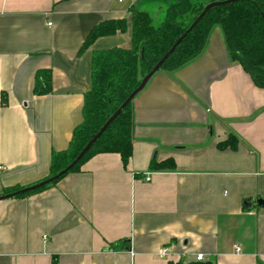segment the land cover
I'll list each match as a JSON object with an SVG mask.
<instances>
[{"label": "crops", "instance_id": "obj_1", "mask_svg": "<svg viewBox=\"0 0 264 264\" xmlns=\"http://www.w3.org/2000/svg\"><path fill=\"white\" fill-rule=\"evenodd\" d=\"M169 1L0 0V189L47 175L51 152L81 121L92 51L130 45L127 28L78 54L88 31L129 21L130 7L149 14L151 2L161 21ZM40 70L51 90L37 95ZM132 117L126 167L117 153L96 154L46 189L0 200V264H174L197 254L264 264V88L229 60L219 27L199 56L151 76ZM228 134L235 148H218ZM166 158L173 169L149 168Z\"/></svg>", "mask_w": 264, "mask_h": 264}, {"label": "trees", "instance_id": "obj_2", "mask_svg": "<svg viewBox=\"0 0 264 264\" xmlns=\"http://www.w3.org/2000/svg\"><path fill=\"white\" fill-rule=\"evenodd\" d=\"M211 1L216 0H170L164 10L163 19L157 25L152 23L146 11L130 7L129 21L125 18L106 19L88 31L78 54L87 49L98 37L125 32L127 28L130 30V45L92 51L90 83L83 94L81 121L74 127L68 146L51 152L48 173L44 178L57 173L78 154L127 95L137 87L142 76L190 26L203 6ZM215 26L221 31L229 60L239 63L256 87L264 88V0H236L211 7L182 37L159 70L172 72L199 56L208 41L210 31ZM50 90V71H37L33 93L41 95ZM4 103L3 97L2 104ZM132 127L131 100L67 173L78 170L84 162L100 153L119 154L122 165L126 167L132 153ZM236 143L235 136L228 134L226 139L218 142L217 147L233 149ZM149 168L173 169L174 160L151 159ZM60 178L13 197H25L39 192L54 185ZM22 187L23 185L17 184L2 187L0 193L12 192ZM127 242L128 240L125 241L126 244ZM118 245V242L113 243L110 248L115 249ZM174 264L212 262L178 260Z\"/></svg>", "mask_w": 264, "mask_h": 264}, {"label": "water", "instance_id": "obj_3", "mask_svg": "<svg viewBox=\"0 0 264 264\" xmlns=\"http://www.w3.org/2000/svg\"><path fill=\"white\" fill-rule=\"evenodd\" d=\"M231 1H236V0H216V1H211L206 3L200 13L196 16V18L193 20V22L190 24V26L183 32L181 36L177 38V40L173 43V45L163 54V56L153 65V67L142 76L140 79L139 84L137 85L136 88H134L128 95L127 97L123 100V102L117 107V109L108 117V119L104 122V124L99 128V130L88 140V142L82 147V149L78 152V154L61 170H59L57 173L47 176L46 178H43L41 180H38L34 183L28 184L23 186L22 188L12 191V192H7V193H0V200L10 198L15 196L18 193H24L28 192L30 190L37 189L38 187L45 185L47 183H50L52 181L57 180L60 178L62 175L67 173L76 163L77 161L82 157V155L89 149L91 144L97 139V137L102 133V131L108 126V124L118 115V113L123 109V107L130 102L135 95L145 86L146 82L151 78V76L159 70L161 67L163 61L169 56V54L174 50L175 46L179 43V41L182 39V37L190 31V29L197 23V21L204 15V13L213 7L214 5L218 4H226ZM257 203L259 205L264 206V199L258 198Z\"/></svg>", "mask_w": 264, "mask_h": 264}, {"label": "rangeland", "instance_id": "obj_4", "mask_svg": "<svg viewBox=\"0 0 264 264\" xmlns=\"http://www.w3.org/2000/svg\"><path fill=\"white\" fill-rule=\"evenodd\" d=\"M158 5L155 4V2H151L149 5V15L151 16L152 23L154 25H157L160 22L161 19V11L158 10Z\"/></svg>", "mask_w": 264, "mask_h": 264}, {"label": "built area", "instance_id": "obj_5", "mask_svg": "<svg viewBox=\"0 0 264 264\" xmlns=\"http://www.w3.org/2000/svg\"><path fill=\"white\" fill-rule=\"evenodd\" d=\"M3 167L0 165V169H2ZM144 179L145 180H149L150 179V176L148 174H145L144 175ZM168 254V250L167 248H163L160 252V255L161 256H166ZM196 260H202L203 259V256L202 254H197L196 257H195Z\"/></svg>", "mask_w": 264, "mask_h": 264}]
</instances>
